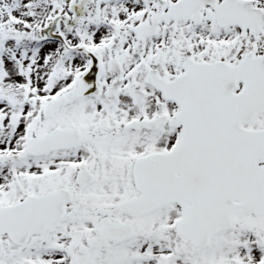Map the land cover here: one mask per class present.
<instances>
[{
  "label": "snow or ice",
  "instance_id": "obj_1",
  "mask_svg": "<svg viewBox=\"0 0 264 264\" xmlns=\"http://www.w3.org/2000/svg\"><path fill=\"white\" fill-rule=\"evenodd\" d=\"M0 264H264V0H0Z\"/></svg>",
  "mask_w": 264,
  "mask_h": 264
}]
</instances>
